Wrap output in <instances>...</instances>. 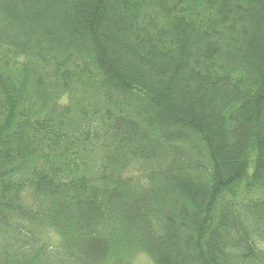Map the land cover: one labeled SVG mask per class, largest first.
Wrapping results in <instances>:
<instances>
[{"label":"trees","instance_id":"1","mask_svg":"<svg viewBox=\"0 0 264 264\" xmlns=\"http://www.w3.org/2000/svg\"><path fill=\"white\" fill-rule=\"evenodd\" d=\"M264 264V0H0V264Z\"/></svg>","mask_w":264,"mask_h":264},{"label":"rangeland","instance_id":"2","mask_svg":"<svg viewBox=\"0 0 264 264\" xmlns=\"http://www.w3.org/2000/svg\"><path fill=\"white\" fill-rule=\"evenodd\" d=\"M133 264H153L150 258L143 253L135 254L133 257Z\"/></svg>","mask_w":264,"mask_h":264}]
</instances>
